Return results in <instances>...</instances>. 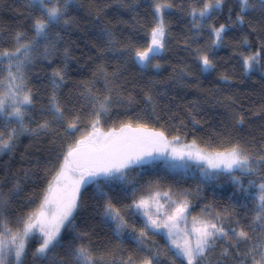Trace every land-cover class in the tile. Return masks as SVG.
I'll use <instances>...</instances> for the list:
<instances>
[{
	"label": "snow or ice",
	"instance_id": "snow-or-ice-1",
	"mask_svg": "<svg viewBox=\"0 0 264 264\" xmlns=\"http://www.w3.org/2000/svg\"><path fill=\"white\" fill-rule=\"evenodd\" d=\"M24 7L27 15L20 27L0 40V153L14 152L22 136L46 139L49 147L23 178L13 174L12 186L0 190V264H25L30 249L33 264H264V87L255 110L234 96L217 99L225 115L215 140H188L180 127L171 135L164 125L154 126L160 119L156 97L164 95L159 80L150 76L143 81L144 107L130 115L137 101L124 95L120 82L129 65L140 69L142 79L149 72L158 75L164 53L176 39L187 56L173 65L170 79L199 87V81L190 79L193 67L201 76L216 71L217 49L234 30L241 32L233 48L240 77L258 74L264 81V0H150L151 19L142 25L143 36L121 41L111 29H102L107 39L97 56L101 62L91 79L78 81L67 95L62 89L69 50L64 48V63L52 69L49 91L39 101L30 86V70L42 61L56 62L75 22L70 14L75 5L73 0H25ZM225 8L226 20L219 22ZM102 12L96 8L97 19ZM176 12L187 21V32L178 37L167 18ZM253 35L255 44L249 39ZM105 54L121 61L112 71ZM233 78L227 73L219 77L223 82ZM119 107L125 108L123 119L114 112ZM250 115L260 121L259 138L251 132L241 135L245 125L253 127ZM221 177L231 185L228 200L235 203L221 206L211 200L196 212L193 191L181 187L182 181L198 178L195 194L205 199L201 185H214ZM33 178L42 180L39 190L13 207L24 191L22 181ZM89 188L93 211L115 244L94 245V230L77 223ZM241 199L250 200L252 207L240 204ZM238 207L245 209V217ZM157 237L164 241L162 247ZM125 239L134 248L126 249Z\"/></svg>",
	"mask_w": 264,
	"mask_h": 264
},
{
	"label": "trees",
	"instance_id": "trees-1",
	"mask_svg": "<svg viewBox=\"0 0 264 264\" xmlns=\"http://www.w3.org/2000/svg\"><path fill=\"white\" fill-rule=\"evenodd\" d=\"M149 2L150 0H73L75 7L70 14L75 22L64 35L60 51L55 57L56 62L49 65L47 61H42L30 70V86L36 93L38 101L43 99L45 93L49 91L48 78L52 69L62 66L64 63V48L69 50L67 58L68 79L66 87L62 89V92L67 95L69 90L75 92V84L78 81L91 79L96 65L101 62V60L97 59V56L100 55L99 49L104 46V42L107 39L102 37V29L105 27L111 29L115 39L121 41L125 40L129 35L143 36L144 28L142 25L151 19V17L147 16V3ZM176 2L179 3L180 0H176ZM24 5L25 0H0V40L7 39L11 32L20 27L27 15ZM127 5H137L138 7L135 10H130ZM97 7L103 9L99 19L96 18ZM181 15L176 12L167 17L170 20L173 35L177 37L182 32H187V21L186 19H181ZM226 17L227 9L225 8L219 22H225ZM244 30H248L247 25H245ZM240 39V30H234L227 34L224 46L217 49L216 60L218 67L211 75L204 74L201 76L198 70L193 67L194 76L190 79L193 80V84L199 81V87L193 85L185 87L170 79L173 65L184 60L187 56V53L182 50L176 39L171 41L169 51L164 53L163 68L158 75L154 72H149L142 79L140 69L137 66L129 65L124 71L120 82L124 84V95L130 93L136 98L137 103L131 106L128 114L140 111L144 107L143 92L140 85L151 76L160 81L159 91L164 93V95L156 97L157 114L160 119L155 122L154 126L160 127L164 125L171 135L176 134L177 127H180L181 135L187 133L188 140H191L193 136L203 140L211 137L215 140L213 134L221 130V121L225 115V109L221 104L216 103L217 99L222 100L227 96H234L240 104H243L246 108L252 107L254 110L261 102L260 93L262 87H264V81L260 80L258 74L242 79L239 65L236 64V60L233 58V48L237 46ZM249 39L253 44L256 43L254 35ZM103 60L107 61L109 71H112L121 62L113 54H105ZM221 73L233 75L234 78L228 82L220 81ZM98 86H102V82ZM38 108L39 103L36 105V109ZM114 112H119L121 119L125 118L124 107L114 108ZM250 119L253 121V127L249 128L245 125L241 135H247L251 132L259 138L260 133L257 126L260 121L257 117H252L251 115ZM194 120L199 121V123L194 124ZM181 121H183V125L180 124ZM29 145L31 147H28ZM48 147L46 139L42 142H35L29 136H22L14 152L9 154L0 153V190L6 192L12 186L14 182L13 174L23 178L25 169L31 168L36 157L43 158ZM26 148H28L27 152L25 151ZM22 154L25 157L24 159L21 158ZM149 178L152 177H143L145 180ZM6 179L7 183H4ZM42 183V180L36 178L22 181L24 191L16 199L13 207L18 206L19 202L23 201L24 197L31 195L34 190L38 191ZM197 183L198 178H189L181 183V187H189L193 191V203L196 212L199 211L203 204L211 200H216L221 206L226 203H235V201L228 200V196L232 194L233 189L228 184L226 177H221L214 185H201L203 192L200 195L205 197V199H199L196 196ZM82 203L86 207L80 210L77 216V223L82 227L94 230L93 244L104 245L110 240L115 244L116 239L109 227L103 224L101 217L93 211L95 200L93 199L91 188L84 193ZM244 203H247L249 208L252 207L250 200L244 201L241 199L240 204ZM237 210L242 218L245 217L244 208L238 207ZM159 241L164 242L160 238ZM124 246L126 249H131L135 245L131 240L125 239ZM217 251H219V247ZM25 264H33L31 249L29 255L25 258Z\"/></svg>",
	"mask_w": 264,
	"mask_h": 264
},
{
	"label": "rangeland",
	"instance_id": "rangeland-1",
	"mask_svg": "<svg viewBox=\"0 0 264 264\" xmlns=\"http://www.w3.org/2000/svg\"><path fill=\"white\" fill-rule=\"evenodd\" d=\"M246 179H254V178H253V177H248V178H246ZM156 240L158 241L159 245L162 247L163 244H164V242H160V241H159V237H157Z\"/></svg>",
	"mask_w": 264,
	"mask_h": 264
},
{
	"label": "bare ground",
	"instance_id": "bare-ground-1",
	"mask_svg": "<svg viewBox=\"0 0 264 264\" xmlns=\"http://www.w3.org/2000/svg\"><path fill=\"white\" fill-rule=\"evenodd\" d=\"M8 33V32H7Z\"/></svg>",
	"mask_w": 264,
	"mask_h": 264
}]
</instances>
